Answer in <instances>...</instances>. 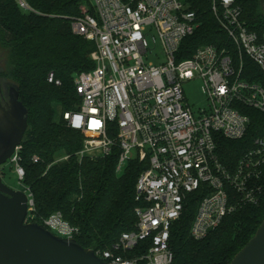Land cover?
I'll return each instance as SVG.
<instances>
[{"label":"built area","instance_id":"obj_1","mask_svg":"<svg viewBox=\"0 0 264 264\" xmlns=\"http://www.w3.org/2000/svg\"><path fill=\"white\" fill-rule=\"evenodd\" d=\"M15 1L31 10L25 0ZM91 6L94 13L85 9L71 20V28L73 35L95 43L94 68L75 78L81 104L63 119L84 135L80 161L105 158L118 149L117 173L131 161L144 166L136 185V229L123 233L111 248L93 251L106 264H174L171 229L191 194L203 189L191 228L197 241L219 229L228 215L261 200L264 138L231 169L217 154L216 136L241 140L251 122L247 110L264 113V85L246 77L245 65L249 58L264 78V33L248 29L240 0H213L228 46H201L183 57L184 42L199 27L185 0H91ZM194 81L202 83L208 100L199 115L184 92V85ZM48 82L62 85L54 73ZM21 150L22 144L9 163L28 198L26 223H35ZM43 226L66 239L80 234L60 212Z\"/></svg>","mask_w":264,"mask_h":264},{"label":"trees","instance_id":"obj_2","mask_svg":"<svg viewBox=\"0 0 264 264\" xmlns=\"http://www.w3.org/2000/svg\"><path fill=\"white\" fill-rule=\"evenodd\" d=\"M25 1L31 10L21 9L15 0H0V46L7 53L0 76L16 87L29 113L20 157L25 171L23 185L34 196V222L43 225L60 212L80 230L76 241L83 248L106 250L123 233L136 229V185L144 166L131 161L124 173H117L118 149L105 158L80 161L84 135L69 128L63 119L65 112L77 111L81 104L75 78L94 68L90 56L95 43L73 35L71 28V20L80 17L83 8L94 13L91 0ZM185 2L196 14L199 27L184 42L187 50L182 56L189 57L201 46L227 47L228 37L212 11L213 0ZM240 4L248 29L263 34L261 0H240ZM245 65L246 77L264 85L262 74L249 58H245ZM50 73L61 80L60 87L48 82ZM247 113L251 122L243 139L216 136L217 154L231 169L258 138H264V113L252 109ZM65 156L69 159L58 162ZM202 190L188 197L181 218L172 226L169 248L174 264H230L264 221L263 191L258 204L228 215L219 229L197 241L191 236V228Z\"/></svg>","mask_w":264,"mask_h":264},{"label":"water","instance_id":"obj_3","mask_svg":"<svg viewBox=\"0 0 264 264\" xmlns=\"http://www.w3.org/2000/svg\"><path fill=\"white\" fill-rule=\"evenodd\" d=\"M264 8V0H261ZM12 109L0 104V167L22 144L28 110L14 88ZM1 92V79H0ZM27 195L5 184L0 175V264H106L76 240L59 237L39 223H26ZM230 264H264V221Z\"/></svg>","mask_w":264,"mask_h":264},{"label":"rangeland","instance_id":"obj_4","mask_svg":"<svg viewBox=\"0 0 264 264\" xmlns=\"http://www.w3.org/2000/svg\"><path fill=\"white\" fill-rule=\"evenodd\" d=\"M86 8H83L84 11ZM7 58V53L0 46V69L2 70L4 63ZM184 92L186 100L196 115H199L201 110L208 108V100L202 91V83L200 81L190 82L184 85ZM60 111L59 115L60 116ZM0 172L3 176V179L7 185L12 187L15 190H22L18 177L16 175L14 167L8 163L0 168Z\"/></svg>","mask_w":264,"mask_h":264},{"label":"flooded vegetation","instance_id":"obj_5","mask_svg":"<svg viewBox=\"0 0 264 264\" xmlns=\"http://www.w3.org/2000/svg\"><path fill=\"white\" fill-rule=\"evenodd\" d=\"M0 79H1V76H0ZM14 88L15 87L12 84H10L9 82L2 81V79H1L0 104L3 107H5L7 110L12 109V107H11L12 106V97H13L14 92H15ZM0 116H1V113H0ZM24 137H25V135H24ZM8 163H9V161H8ZM0 175L2 177L3 182L5 183L1 172H0Z\"/></svg>","mask_w":264,"mask_h":264},{"label":"snow or ice","instance_id":"obj_6","mask_svg":"<svg viewBox=\"0 0 264 264\" xmlns=\"http://www.w3.org/2000/svg\"><path fill=\"white\" fill-rule=\"evenodd\" d=\"M96 126H98V122H94Z\"/></svg>","mask_w":264,"mask_h":264}]
</instances>
